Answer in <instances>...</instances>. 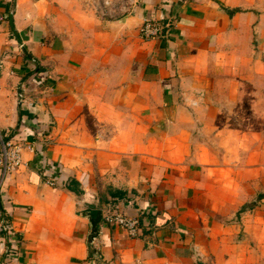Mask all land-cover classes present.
Returning a JSON list of instances; mask_svg holds the SVG:
<instances>
[{
  "label": "crops",
  "instance_id": "1",
  "mask_svg": "<svg viewBox=\"0 0 264 264\" xmlns=\"http://www.w3.org/2000/svg\"><path fill=\"white\" fill-rule=\"evenodd\" d=\"M0 16V135L32 145L0 184V264H264V0H139L117 17L0 0Z\"/></svg>",
  "mask_w": 264,
  "mask_h": 264
},
{
  "label": "built area",
  "instance_id": "2",
  "mask_svg": "<svg viewBox=\"0 0 264 264\" xmlns=\"http://www.w3.org/2000/svg\"><path fill=\"white\" fill-rule=\"evenodd\" d=\"M138 2L139 0H89V5L102 17H117L131 13L138 5ZM0 19H2L1 16ZM161 30L162 26L158 22L144 19L139 29V34L144 39H150L158 36ZM17 103L28 108L33 106L25 84H21L17 92ZM25 147L31 149L32 145L29 143L25 145L13 143L10 139L5 140L0 135V184L8 171H13L21 165V152ZM54 179V176H50L47 182L53 185ZM103 219L108 223L123 227L130 235L136 234L138 225L136 217H130L121 213H110L105 215ZM1 228L6 231L11 230L7 222H3Z\"/></svg>",
  "mask_w": 264,
  "mask_h": 264
},
{
  "label": "water",
  "instance_id": "3",
  "mask_svg": "<svg viewBox=\"0 0 264 264\" xmlns=\"http://www.w3.org/2000/svg\"><path fill=\"white\" fill-rule=\"evenodd\" d=\"M10 25H13L12 15L9 16ZM84 217H87L90 224V232L88 235V242L91 243L99 235V223L102 221V211L97 210L93 212L86 210L82 212Z\"/></svg>",
  "mask_w": 264,
  "mask_h": 264
},
{
  "label": "trees",
  "instance_id": "4",
  "mask_svg": "<svg viewBox=\"0 0 264 264\" xmlns=\"http://www.w3.org/2000/svg\"><path fill=\"white\" fill-rule=\"evenodd\" d=\"M72 183H75V181H74V180H71V181L69 182V184L66 185V188L69 189V190H71V191H74L76 194H79V192H81L80 189L72 187ZM117 193H118V192H116V191L112 192L111 188H109V195H110V196H112L113 194H117ZM118 194H119L118 196L121 195V193H118ZM103 200H106V199L103 198ZM92 211H93V212H96L97 210H94V209H93ZM88 246H89V256H92L93 253H94V250H93L92 244L89 243Z\"/></svg>",
  "mask_w": 264,
  "mask_h": 264
}]
</instances>
